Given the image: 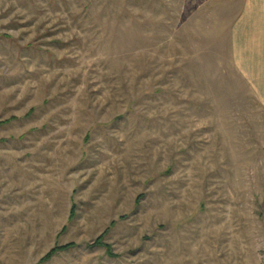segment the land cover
Segmentation results:
<instances>
[{"label": "rangeland", "instance_id": "obj_1", "mask_svg": "<svg viewBox=\"0 0 264 264\" xmlns=\"http://www.w3.org/2000/svg\"><path fill=\"white\" fill-rule=\"evenodd\" d=\"M0 264H264V0H0Z\"/></svg>", "mask_w": 264, "mask_h": 264}, {"label": "trees", "instance_id": "obj_2", "mask_svg": "<svg viewBox=\"0 0 264 264\" xmlns=\"http://www.w3.org/2000/svg\"><path fill=\"white\" fill-rule=\"evenodd\" d=\"M68 247H65V249H67ZM54 251V250H53ZM53 253V252H52ZM52 253H50L49 255H51ZM46 259H48V256L46 257Z\"/></svg>", "mask_w": 264, "mask_h": 264}]
</instances>
